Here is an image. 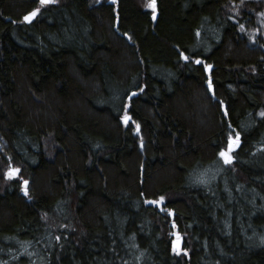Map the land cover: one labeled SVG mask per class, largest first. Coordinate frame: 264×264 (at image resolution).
<instances>
[{
  "label": "trees",
  "instance_id": "obj_1",
  "mask_svg": "<svg viewBox=\"0 0 264 264\" xmlns=\"http://www.w3.org/2000/svg\"><path fill=\"white\" fill-rule=\"evenodd\" d=\"M146 4L0 0V264H264V0Z\"/></svg>",
  "mask_w": 264,
  "mask_h": 264
},
{
  "label": "snow or ice",
  "instance_id": "obj_2",
  "mask_svg": "<svg viewBox=\"0 0 264 264\" xmlns=\"http://www.w3.org/2000/svg\"><path fill=\"white\" fill-rule=\"evenodd\" d=\"M39 2L41 4H47L50 2V0H39ZM146 7L153 9V18L155 19V8H156V2L155 0H148V3L146 4ZM40 11L39 8L34 9L33 11L27 13L23 19L27 22H30L33 17H35L37 15V13ZM127 35V34H125ZM131 38V37H129ZM180 55L183 57V59L188 60L189 56L185 55L184 53H180ZM195 63L200 64L201 60L197 59L195 60ZM206 68H211V65H206ZM209 87H211V80L209 79L208 81ZM132 95H135V93H133ZM261 116H264V112L260 113ZM123 121L127 124L130 117L125 114L122 117ZM136 130L139 131V125H136ZM240 142V133L236 132L235 137H233V135L231 133L228 134V144H227V148L226 149H221L220 152L218 153L219 157H221L223 159L224 163H231L232 160L234 159V157L231 155V152L233 151V149L239 145ZM18 169H14V170H10L8 175H14L16 173H18ZM24 184L27 185L28 181H24ZM25 194H27V188L25 187L24 189ZM165 198L163 196H161L159 198V201H152V203H160L161 201H163Z\"/></svg>",
  "mask_w": 264,
  "mask_h": 264
},
{
  "label": "rangeland",
  "instance_id": "obj_3",
  "mask_svg": "<svg viewBox=\"0 0 264 264\" xmlns=\"http://www.w3.org/2000/svg\"><path fill=\"white\" fill-rule=\"evenodd\" d=\"M97 1L100 2L102 0H97ZM109 1H112V0H109ZM243 1H249V0H243ZM254 1L260 2V0H254ZM145 2L148 3V0H145ZM249 32H250L249 34L251 36V41H259V39L256 40L257 37H259V38L260 37H264V17L263 16H261V18L257 22V25L253 26ZM47 144L45 145V148L46 149H50L51 148L50 146H53V143L52 144L47 143ZM54 148H57V147H54ZM14 169H18V168H16L12 164L9 165L7 167V169H5V171H6L5 177H6L7 181H9V179H13V178L19 177L20 170L18 171V173L14 174V175H11V176L8 175L9 171L10 170H14ZM22 186H23L24 189H25V187H27V185H25L24 182L22 183ZM54 217L56 218L58 216L55 215ZM54 219H53V221H56ZM53 221H52V223H54ZM174 239H175L176 244L178 243L177 242L178 239H180V241H181V237H179L178 235H176V233H175ZM177 246H179V245H177Z\"/></svg>",
  "mask_w": 264,
  "mask_h": 264
},
{
  "label": "bare ground",
  "instance_id": "obj_4",
  "mask_svg": "<svg viewBox=\"0 0 264 264\" xmlns=\"http://www.w3.org/2000/svg\"><path fill=\"white\" fill-rule=\"evenodd\" d=\"M155 2H156V0H155ZM250 2H253V3H257L256 1H254V0H249V1H243V0H239V4L240 5H242V6H244V5H248L249 6V8H250ZM145 8L146 9H150V10H153V9H151V8H148V7H146V5H145ZM156 9V8H155ZM253 24H251V26H250V29L249 30H251V28L253 27L252 26ZM125 123V122H124Z\"/></svg>",
  "mask_w": 264,
  "mask_h": 264
},
{
  "label": "water",
  "instance_id": "obj_5",
  "mask_svg": "<svg viewBox=\"0 0 264 264\" xmlns=\"http://www.w3.org/2000/svg\"><path fill=\"white\" fill-rule=\"evenodd\" d=\"M33 18H34V17H33ZM209 70H210V68H206V71H208V74H210V71H209ZM209 79H210V78H209ZM210 80H211V79H210ZM207 83H208V82H207ZM212 87H213V86H212V84H211L210 90H212ZM122 120H123V119H122ZM177 242H178L177 245H178L179 243H181V242H180V239H178Z\"/></svg>",
  "mask_w": 264,
  "mask_h": 264
}]
</instances>
